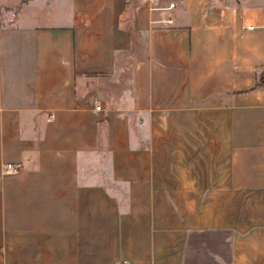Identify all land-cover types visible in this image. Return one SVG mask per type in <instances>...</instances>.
<instances>
[{"label":"crops","instance_id":"0c3cea01","mask_svg":"<svg viewBox=\"0 0 264 264\" xmlns=\"http://www.w3.org/2000/svg\"><path fill=\"white\" fill-rule=\"evenodd\" d=\"M123 260L264 264V0H0V264Z\"/></svg>","mask_w":264,"mask_h":264},{"label":"built area","instance_id":"2783aa9c","mask_svg":"<svg viewBox=\"0 0 264 264\" xmlns=\"http://www.w3.org/2000/svg\"><path fill=\"white\" fill-rule=\"evenodd\" d=\"M176 7V2H171L168 6L169 9H174ZM169 23H172L173 22V19L172 18H169L168 20ZM21 169V166L20 165H12V164H8L5 168V170L7 172H18L19 170ZM121 264H128V261L127 260H123L121 262Z\"/></svg>","mask_w":264,"mask_h":264}]
</instances>
